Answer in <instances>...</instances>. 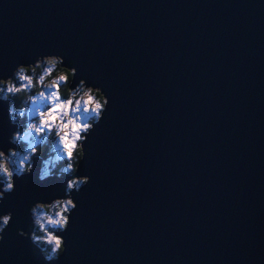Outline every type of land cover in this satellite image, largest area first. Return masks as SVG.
Instances as JSON below:
<instances>
[{"label": "water", "instance_id": "95a60500", "mask_svg": "<svg viewBox=\"0 0 264 264\" xmlns=\"http://www.w3.org/2000/svg\"><path fill=\"white\" fill-rule=\"evenodd\" d=\"M55 47L114 98L70 264H264V0H0V73Z\"/></svg>", "mask_w": 264, "mask_h": 264}, {"label": "clouds", "instance_id": "9594fccd", "mask_svg": "<svg viewBox=\"0 0 264 264\" xmlns=\"http://www.w3.org/2000/svg\"><path fill=\"white\" fill-rule=\"evenodd\" d=\"M113 107L108 80L85 74L63 47L36 51L0 73V264H32L33 252L35 264H70V233L94 183L84 162ZM33 176L45 190L27 194L18 208L13 197ZM13 240L27 247L16 252Z\"/></svg>", "mask_w": 264, "mask_h": 264}]
</instances>
